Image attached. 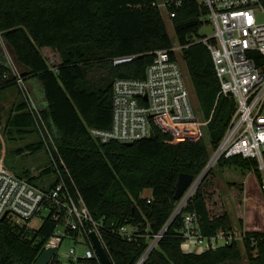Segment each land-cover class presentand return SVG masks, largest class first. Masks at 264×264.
Instances as JSON below:
<instances>
[{"label": "trees", "instance_id": "16d2710c", "mask_svg": "<svg viewBox=\"0 0 264 264\" xmlns=\"http://www.w3.org/2000/svg\"><path fill=\"white\" fill-rule=\"evenodd\" d=\"M171 1L168 8L175 13L171 19L176 42L188 44L208 22V8L200 0ZM159 3L160 0H0V37L25 80L40 81L46 100L41 108L43 117L77 189L93 217L102 224V239L114 264L137 263L149 237L167 224L177 207L179 175L189 173L196 178L202 172L236 106L232 95L220 92L210 50L197 42L184 47L181 53L199 110L208 121L212 149L196 126L191 131L180 129L173 133L155 125L154 138L133 142H101L91 135V127L111 126L115 80L145 77L154 58L152 52L173 46ZM49 49L58 55V60L49 62ZM130 54L137 56L130 62L114 64L115 57ZM256 56L262 58L259 53ZM5 71H10L9 64L0 59V73ZM11 86L17 87L12 75L0 88V94ZM14 106L8 126L19 133L37 132L23 98ZM43 147L40 139L18 151L34 153ZM216 167L205 175L144 264H264V190L258 162L237 155L220 159ZM218 170L230 177L226 184L239 223L245 224L248 237L258 242L254 247L247 240L203 252H184V213L197 212L201 230L207 236L234 225ZM52 171L48 167L42 174ZM123 226H133L139 235L132 240L123 237L119 234ZM54 228L51 217L38 229L0 220V264H35ZM50 264L62 262L55 256ZM70 264L99 263L95 258H80Z\"/></svg>", "mask_w": 264, "mask_h": 264}, {"label": "built area", "instance_id": "2783aa9c", "mask_svg": "<svg viewBox=\"0 0 264 264\" xmlns=\"http://www.w3.org/2000/svg\"><path fill=\"white\" fill-rule=\"evenodd\" d=\"M172 2L163 0L159 4L167 9L170 18L175 16L168 8ZM200 2L208 8V22L215 26L213 35L203 36L198 41L193 39L185 45L177 42L171 48L152 52L154 58L146 69L145 77L115 80L111 126L107 129L89 128L91 135L101 142H133L150 138L155 125L173 133L180 129L191 131L195 126L200 131L197 109L191 101L187 77L178 59V53L184 47L197 42H203L211 52L221 94L232 95L235 99L234 113L209 161L180 197L167 224L149 237L148 246L136 264L145 263L172 220L182 212L205 175L220 159L237 155L255 159L262 173L264 190V0ZM180 3L176 2L178 5ZM0 39L3 40L2 37ZM256 53L261 54L262 58H258ZM136 56H117L114 64L130 62ZM8 64L10 71L0 73V88L10 80V75L14 77V83L34 117L53 171L42 176L32 173L29 177L20 175L7 165L3 151L0 154V220L8 219L15 224L31 227L30 222L34 218H41L43 224L51 217L55 228L45 248L55 246L58 251L65 237L77 234L73 236L75 240H82L87 245L83 258H95L102 264L91 238V232L95 231L109 255L100 232L102 224L93 217L77 189L66 161L50 134L41 108L11 56ZM51 174L53 178H47ZM34 175L35 179H31ZM148 200L151 201V197ZM183 215L181 233L184 237V252H203L233 242L243 244L247 240L254 247L258 242L255 237H248L245 224H234L230 229H221L217 234L207 236L201 230L197 212ZM119 234L129 240L139 235L133 226H123ZM57 251L54 257L58 256ZM64 257L74 262L81 258L76 247H71ZM110 264H114L112 260Z\"/></svg>", "mask_w": 264, "mask_h": 264}, {"label": "rangeland", "instance_id": "374dc122", "mask_svg": "<svg viewBox=\"0 0 264 264\" xmlns=\"http://www.w3.org/2000/svg\"><path fill=\"white\" fill-rule=\"evenodd\" d=\"M161 2H162V0H160L159 4H161ZM159 6L161 7V5H159ZM161 11H162V14L164 16V19L166 20L169 34L172 37V39L174 40V44H176L177 43L176 42V34H175V29H174L172 19L169 17V13H168L166 8L161 7ZM205 19H208V16ZM214 32H215L214 24L212 22H205L199 28L198 32L194 33L193 39L198 41L199 38H201L203 36H206V35L212 36ZM0 41L4 44V46H6L4 40L0 39ZM46 56L49 58V62H51L50 59H53L54 61L58 60V55L54 54V52L50 49L47 51ZM178 59H179L181 65L183 66L185 74H186V69L184 66L185 61H184V58H183L181 52L178 53ZM186 77H187L188 88H189L190 93H191V101H192L193 105L195 106V108L197 109L198 121L200 123V125H199L200 133H201L200 136H203L204 139L206 140L207 144L209 145L210 141H209V136H208V132H207V128H206L208 121L204 118L202 112L199 110L198 99H197V96L195 94L194 87H193L189 77L187 75H186ZM10 88H8L9 89L8 92L10 90H12L14 92V96H15V94L17 92L16 88L14 86H11ZM10 99L11 100L7 101V103H5V104L3 101H0V154L3 151H5V160H6L7 165L11 169H13L17 172H21L22 174H24L25 172H30L32 174H35L36 176H42L41 175L42 172L46 168L50 167L49 166L50 160H49L48 154L45 151L44 147L42 149L34 152V153H31L28 150H24V152H22V153H19V151H18V148H24L29 142H35V141H38L40 139L42 140V138L39 136L38 132H36V131L19 133L14 128L8 126L9 118H11L13 116V114L15 113V111L13 109L15 106H11V103H13L12 97H10ZM197 137H198V135H197ZM209 147H210V149H212L211 144ZM216 166H217V164L213 168L216 169L217 168ZM218 174H219L218 180L220 183V187H221V189L224 193V196L227 200L229 211L232 214L233 223L235 225H237L239 223V221H238L239 218H238V215L236 213V210H235V207L233 204V200L231 198L230 191H229L227 184H226V180L229 179L230 177H228L226 174L221 173L219 170H218ZM53 176L54 175L51 174V175H48L47 178H53ZM41 224H42L41 218H34L30 222V226L32 228H36V229L39 228ZM71 247H76L78 255L81 258H83L85 251H86V248H87V245L82 240L77 242V240H75L74 237H71V236L65 237L61 246L58 248V251H57V255L63 264H70L71 260L66 259L64 257V254Z\"/></svg>", "mask_w": 264, "mask_h": 264}, {"label": "water", "instance_id": "95a60500", "mask_svg": "<svg viewBox=\"0 0 264 264\" xmlns=\"http://www.w3.org/2000/svg\"><path fill=\"white\" fill-rule=\"evenodd\" d=\"M155 137V132H152L150 138ZM194 180V176L189 173H181L178 177L177 184H176V197L179 199L183 193L186 191V189L189 187V185ZM91 238L95 247V250L99 256V259L102 264H110L111 258L108 255L105 247L103 246L100 238L98 237L97 233L95 231L91 232ZM57 247H49L45 248L39 257L37 258L35 264H50L52 261V258L56 254Z\"/></svg>", "mask_w": 264, "mask_h": 264}, {"label": "crops", "instance_id": "0c3cea01", "mask_svg": "<svg viewBox=\"0 0 264 264\" xmlns=\"http://www.w3.org/2000/svg\"><path fill=\"white\" fill-rule=\"evenodd\" d=\"M9 56H10L9 49L7 48V46H4V44L0 41V59L5 60L8 63ZM27 82L31 88V91L34 95V98H35L37 104L40 106V108H43L46 105V100H45L43 88H42L40 81L36 80L35 78H31ZM8 88H10V87H8ZM8 88L4 89L1 92V94H0L1 95V101H3L5 104V103H7V101L11 100L10 97H12L13 103H11V106H14L15 103H17L18 101L21 100V95L18 92L17 87H15L16 91H17L15 96H14V92L12 90H10L8 92V90H9Z\"/></svg>", "mask_w": 264, "mask_h": 264}]
</instances>
